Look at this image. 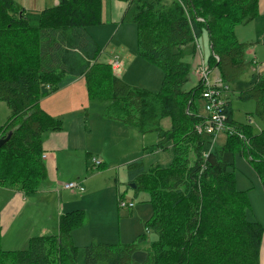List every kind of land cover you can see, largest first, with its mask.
Returning <instances> with one entry per match:
<instances>
[{
  "label": "trees",
  "instance_id": "obj_1",
  "mask_svg": "<svg viewBox=\"0 0 264 264\" xmlns=\"http://www.w3.org/2000/svg\"><path fill=\"white\" fill-rule=\"evenodd\" d=\"M259 1L130 0L124 20L136 25L138 54L164 73L160 90L153 92L132 86L100 61V45L88 28L102 24V0H61L42 11L0 0V101L11 111L0 139L12 133L0 147V187L29 196L48 181L43 142L64 121L46 112L41 101L84 77L89 98L107 103L106 118L141 134L156 133L148 154H169L164 163L148 164L147 154L126 165L130 184L147 191L153 207L146 232L155 240L145 261L133 256L147 241L146 232L130 243H89L84 264H259L264 226L247 219L250 199L237 188L232 166L241 151L264 190V71L239 95L256 102L261 130L239 123L230 101L232 85L247 69V44L236 40L234 29L257 16ZM204 31L212 44L209 66L218 67L224 85L223 144L217 143L219 134L196 130L205 119L196 111L205 89L200 77L195 74L197 83L185 89L195 67L183 50L190 43L196 50ZM165 119L170 128L162 126ZM86 219L83 209L62 213L58 230L32 236L27 250H5L0 240V264H79L72 233Z\"/></svg>",
  "mask_w": 264,
  "mask_h": 264
},
{
  "label": "rangeland",
  "instance_id": "obj_2",
  "mask_svg": "<svg viewBox=\"0 0 264 264\" xmlns=\"http://www.w3.org/2000/svg\"><path fill=\"white\" fill-rule=\"evenodd\" d=\"M122 1L128 2V0ZM114 4H118V0H108V11L109 14L112 12L119 21L124 13L121 12L120 7H117L119 8V12H117V9L113 7ZM92 28H88L90 33L93 30ZM113 33L114 31H111V33H94L102 51L100 61L110 64L113 55H118L121 64L117 66L119 70L114 72L115 75L120 76L134 87L158 92L162 85L164 73L159 66L143 59L138 54L136 25L128 18L119 33L115 34L114 37L112 36ZM234 35L238 42L246 43L248 49H246L245 54L246 72L240 75L239 80L230 89L233 114L239 123H250L254 132L257 133L261 130L262 123L254 116L256 102L254 100H243L239 98V95L240 92L253 86L257 74L264 71V0L259 1L257 16L248 23L237 25L234 29ZM210 49L209 35L204 31L197 39L196 50L193 43L184 47L185 60L190 62L192 67H197L201 63L208 66L211 55ZM132 56L136 59L131 64L132 58L127 59V57ZM122 62H124V66ZM210 70L209 79L211 82L222 77L217 66L210 68ZM197 81L198 77L194 72H191L185 89L192 88ZM89 101H91L90 107L87 106ZM197 103L199 108L197 109L196 106V111L202 116H207L205 101L198 99ZM106 104L101 99H86V103L82 108V121L78 123L74 118H71L65 122L66 126L58 131L64 132L67 142L64 150L57 151V164L60 171L59 188H56L58 185L56 182L48 183L47 181L42 184L38 192L25 198L26 206L20 210L16 209V203L1 201L2 214L7 207L6 213L13 220L12 224L10 222L0 228V240L3 249L12 251L27 250L30 238L39 235L37 234L41 231L39 228L42 229L44 224L49 223L50 225L47 228L50 232H55L58 230V224H56L59 211L58 203L59 209L63 210V203L66 204L67 200L72 202L79 198L83 199L90 192H93V197L89 202L80 204L86 205V208L78 207L86 211L87 217L84 226L76 229L78 234L74 238V242L80 247L79 264H84L83 248L93 241L112 244L135 241L139 234L134 237L128 231L129 222L134 224L135 228L140 229L141 234L146 232V221L153 215L151 198L147 191L132 188L128 180L126 167L127 163L133 159L148 154H145L144 149L146 145L145 136L136 128H130L103 118L102 113ZM10 113L8 105L4 101H0V129L6 123ZM114 124L119 125L122 129ZM162 126L165 129L170 128V120H163ZM52 134L56 136L57 133ZM156 136L157 134L153 135L154 142L157 139ZM48 137H50V133L45 136L44 142ZM55 138H52L53 142L56 140ZM225 140L226 134L220 133L217 137V143L223 144ZM146 146L149 147L146 150L148 152L153 147ZM94 157L101 161L99 166L94 167L92 162ZM168 159V153L155 152L152 154L150 152L145 160L150 164L151 162L164 163ZM103 160L106 164L102 169H99L103 165ZM91 167L95 169H91ZM232 172L236 179L237 188L248 193L250 199L251 207L247 212V219L261 222L264 226V190L261 179L241 151H238L235 155ZM75 181H84L86 192L81 193H84V195L76 194L74 191L64 188L66 183ZM59 191H61V198L59 196L58 200ZM120 194H123V198L128 202H134L135 206L121 207L118 202ZM7 229H11L8 234H6ZM153 240H155V235L150 231L147 233V241H144L134 253V261L136 260L138 263L145 261L147 257L146 249Z\"/></svg>",
  "mask_w": 264,
  "mask_h": 264
},
{
  "label": "crops",
  "instance_id": "obj_3",
  "mask_svg": "<svg viewBox=\"0 0 264 264\" xmlns=\"http://www.w3.org/2000/svg\"><path fill=\"white\" fill-rule=\"evenodd\" d=\"M15 1L25 9L34 10V11H42V10L46 9L47 7L55 6L61 0H15ZM129 1L130 0H128V2L118 0V4H114L113 7H114V9H117V12H119V8H117V7H120L121 12L124 13L122 19L117 21L118 19L115 18V16L113 15L112 12L109 14L108 0H102V24H100V26L99 25L93 26V28H92L93 30H91V35L93 34L92 36L95 38L94 33L95 34L101 33V32H103V33L110 32L111 33V31H114V33L112 34V36L114 37L115 34L119 33L123 24L126 21V20H124V17L126 15L128 7H129ZM128 58H132L131 64L136 59V58H133V56L127 57V59ZM122 64L124 66V62H122ZM86 82L87 81L85 80L84 77H80L75 82L52 92L51 94H49L48 96H45V98L42 99L41 107L46 112H48L50 115L63 119L64 127L66 126L65 122H67V120H70L71 118H74V120L78 123L81 122L82 121V115H83V109L82 108L84 107V105L86 103V99L87 100L90 99L89 95H88V90L86 87ZM82 83H84V84H82ZM90 103H91V101H89V104H87V106L90 107V105H91ZM106 105H105V107H106ZM105 107H104V110H105ZM104 110L102 113L103 118L109 119V118H106L104 116ZM76 113H77V115H75ZM110 120L127 126L126 124H124L120 121H116L114 119H109V121ZM114 125H117V124H114ZM117 126L120 129H122L119 125H117ZM52 133H57V134H56V136H53L54 134H52ZM153 135H156V134L155 133L144 134L146 145L154 146L156 144L157 139L154 142L153 141V139H154ZM53 137H56L55 138L56 140L54 142L52 141ZM146 145L144 146L145 147L144 148L145 154L148 153V151H146V149L149 148ZM66 146H67V142H66L64 132H58V131L51 132L50 137H48L47 140L43 144V149H44L43 151H44V156H45L44 160H45L47 173H48V183L56 182L58 184L56 188H59L58 178H59V172H60L58 170V164H57L58 163L57 151H60L62 149L64 150ZM102 163H103L102 166H104L106 164L104 162V160L102 161ZM91 169H93V168L91 167ZM84 186H85V183H84ZM85 192H86V188H85ZM60 193H61V191L58 192V200H59V196L61 198ZM74 193L84 195V193L81 194L80 192L74 191ZM120 196H122V194H120ZM27 197L28 196L24 195L18 189L0 187V205H1V207H2L1 201L3 200V201H6L7 203H10V202L16 203V209L20 210L21 208L26 206L25 198H27ZM92 197H93V192L92 193L90 192L88 194V196L84 197L83 199L79 198V199H76L72 202H71V200L70 201L67 200L66 204L63 203V207H62L63 210L59 209V203H58V210L59 211H58V217H56L58 219L56 224L59 223V217L62 213H66L68 211L79 209L78 207H80V206L85 209L86 205H80V204L88 203ZM119 199H120V197H119ZM6 209H7V207H6ZM6 209H5V212H3V214H2V210H1L0 228L1 227L3 228L6 224H8L10 222H11V224L13 223V220H11V216L6 213ZM48 225H50V224L49 223L47 225L44 224L42 229L39 228V230H41V231L38 232L37 234H39V235H45L46 234L47 235V234L54 233V231L53 232L49 231V229L47 228ZM10 230L11 229H7L6 234H8L10 232ZM128 231L131 232L132 235H134V237L137 234H139V235H137V237L141 235L140 229L135 228L134 224H132L130 222L128 224ZM77 234H78V230H75L73 232V238H75L77 236ZM87 242H89V241H87ZM263 252H264V241L262 243L261 261L259 264H264Z\"/></svg>",
  "mask_w": 264,
  "mask_h": 264
},
{
  "label": "built area",
  "instance_id": "obj_4",
  "mask_svg": "<svg viewBox=\"0 0 264 264\" xmlns=\"http://www.w3.org/2000/svg\"><path fill=\"white\" fill-rule=\"evenodd\" d=\"M110 61H112L110 64L113 71L117 72L119 70L117 66L121 64V61L115 55ZM194 73L200 77L204 84L205 89L202 92V98L205 101V110L207 111V116H204L203 118L205 119L200 124L196 125V130L199 131V133L206 132L209 134H213L216 137L218 134L224 132V129L226 128V119L223 113L224 100L222 90L224 89V85L222 82V78L211 82V80L209 79V74L211 73L209 65L207 66L203 63L195 67ZM92 162L94 167L101 164V161L96 157L93 158ZM64 188L80 193L85 191L83 181L66 183L64 185ZM118 202L123 208L133 207L134 205V202H128L121 196L120 199H118Z\"/></svg>",
  "mask_w": 264,
  "mask_h": 264
},
{
  "label": "water",
  "instance_id": "obj_5",
  "mask_svg": "<svg viewBox=\"0 0 264 264\" xmlns=\"http://www.w3.org/2000/svg\"><path fill=\"white\" fill-rule=\"evenodd\" d=\"M211 48H212V44H211ZM12 133H10L6 138H2L0 139V147H2L11 137ZM133 189H136V184L133 183V185L131 184Z\"/></svg>",
  "mask_w": 264,
  "mask_h": 264
}]
</instances>
